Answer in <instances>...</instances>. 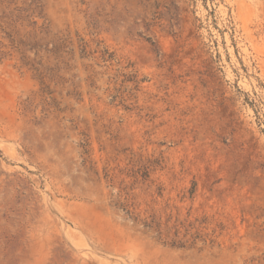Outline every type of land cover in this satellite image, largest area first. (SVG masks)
I'll return each mask as SVG.
<instances>
[{"label":"rangeland","instance_id":"rangeland-1","mask_svg":"<svg viewBox=\"0 0 264 264\" xmlns=\"http://www.w3.org/2000/svg\"><path fill=\"white\" fill-rule=\"evenodd\" d=\"M0 264H264V0H0Z\"/></svg>","mask_w":264,"mask_h":264},{"label":"trees","instance_id":"trees-1","mask_svg":"<svg viewBox=\"0 0 264 264\" xmlns=\"http://www.w3.org/2000/svg\"><path fill=\"white\" fill-rule=\"evenodd\" d=\"M100 59L103 62H107V61H112L113 60V56L112 53H109L106 49L100 52ZM123 79L121 80V84H123L124 82H129L133 85V89L137 90L139 83L142 82V80H138L136 77L135 73H130L128 75L123 74ZM117 98V95H113L111 97V101L115 100ZM123 99L119 100V104H122ZM123 105V104H122ZM125 107V106H124ZM125 109H128L127 107H125Z\"/></svg>","mask_w":264,"mask_h":264}]
</instances>
